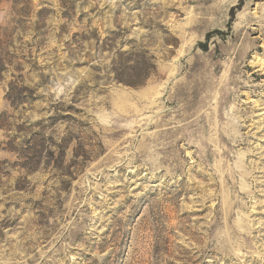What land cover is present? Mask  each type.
I'll use <instances>...</instances> for the list:
<instances>
[{
  "label": "rangeland",
  "instance_id": "374dc122",
  "mask_svg": "<svg viewBox=\"0 0 264 264\" xmlns=\"http://www.w3.org/2000/svg\"><path fill=\"white\" fill-rule=\"evenodd\" d=\"M0 264H264V0H0Z\"/></svg>",
  "mask_w": 264,
  "mask_h": 264
}]
</instances>
